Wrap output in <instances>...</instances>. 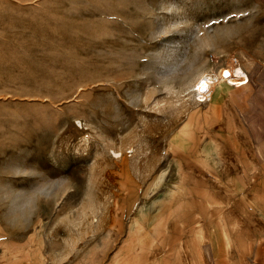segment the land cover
Segmentation results:
<instances>
[{"label": "rangeland", "instance_id": "rangeland-1", "mask_svg": "<svg viewBox=\"0 0 264 264\" xmlns=\"http://www.w3.org/2000/svg\"><path fill=\"white\" fill-rule=\"evenodd\" d=\"M29 245L264 264V0H0V264Z\"/></svg>", "mask_w": 264, "mask_h": 264}, {"label": "crops", "instance_id": "crops-1", "mask_svg": "<svg viewBox=\"0 0 264 264\" xmlns=\"http://www.w3.org/2000/svg\"><path fill=\"white\" fill-rule=\"evenodd\" d=\"M246 77H247V82L245 83V84H243V85H241L240 87H238V88H242V87H244V86H247L248 85V83H249V78H248V75H246ZM237 87H232V88H230L229 89V91L227 92V94H225V96H223L222 98H220V100L219 101H221V100H223L225 97H230L231 95V93L230 92H232V91H234V90H236V91H238L237 89H238ZM215 105H214V114H215V110L218 108V106H219V103H214ZM222 159H224V158H221L220 160H222ZM30 246V248L27 250L28 252H27V256H31L30 258H31V260H27L26 261V263L25 262H23L22 264H38V260L36 259V257H38V255H39V253H41L39 250L37 251L36 249L37 248H35L34 247V245H29ZM22 249V248H21ZM21 256H26V255H24V253L23 252H21V254H20ZM2 256H5V260H4V263L5 264H12V257L14 256V250H5V254L4 255H2ZM31 261V262H30ZM36 262V263H35Z\"/></svg>", "mask_w": 264, "mask_h": 264}, {"label": "bare ground", "instance_id": "bare-ground-1", "mask_svg": "<svg viewBox=\"0 0 264 264\" xmlns=\"http://www.w3.org/2000/svg\"><path fill=\"white\" fill-rule=\"evenodd\" d=\"M229 71L231 72V73H233V74H235L236 73V71L232 68V69H229ZM235 72V73H234ZM226 73H229V72H226V71H223L222 72V77L220 76L219 78L221 79V80H223V75L224 74H226ZM223 81H225V82H227V83H230V84H232L234 87H236V83L234 82V80H232V78H230V76L226 79V80H223ZM119 155V154H118ZM117 155V156H118Z\"/></svg>", "mask_w": 264, "mask_h": 264}, {"label": "built area", "instance_id": "built-area-1", "mask_svg": "<svg viewBox=\"0 0 264 264\" xmlns=\"http://www.w3.org/2000/svg\"><path fill=\"white\" fill-rule=\"evenodd\" d=\"M233 66H235V65H233ZM228 70H229V68H228ZM228 75H223V80H226L228 77H229V73H227ZM245 76H246V74H245ZM247 82V78L245 79V81H244V83H246Z\"/></svg>", "mask_w": 264, "mask_h": 264}, {"label": "snow or ice", "instance_id": "snow-or-ice-1", "mask_svg": "<svg viewBox=\"0 0 264 264\" xmlns=\"http://www.w3.org/2000/svg\"><path fill=\"white\" fill-rule=\"evenodd\" d=\"M225 75H228L227 73Z\"/></svg>", "mask_w": 264, "mask_h": 264}]
</instances>
